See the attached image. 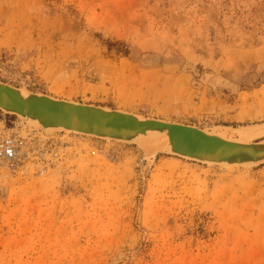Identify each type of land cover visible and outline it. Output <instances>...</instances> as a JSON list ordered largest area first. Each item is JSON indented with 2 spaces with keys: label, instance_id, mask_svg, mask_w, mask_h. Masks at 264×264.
<instances>
[{
  "label": "rangeland",
  "instance_id": "rangeland-1",
  "mask_svg": "<svg viewBox=\"0 0 264 264\" xmlns=\"http://www.w3.org/2000/svg\"><path fill=\"white\" fill-rule=\"evenodd\" d=\"M0 78L199 126L262 122L264 0H0ZM0 120L17 150L0 158V264H264V165Z\"/></svg>",
  "mask_w": 264,
  "mask_h": 264
},
{
  "label": "water",
  "instance_id": "water-1",
  "mask_svg": "<svg viewBox=\"0 0 264 264\" xmlns=\"http://www.w3.org/2000/svg\"><path fill=\"white\" fill-rule=\"evenodd\" d=\"M0 111L16 119L38 121L52 130H73L100 138L140 144L149 134L168 136V144L159 153L241 164L264 163V121L240 126H198L167 121L143 113L120 111L113 106L69 101L46 92L0 78ZM21 115V116H20ZM228 127L229 134L220 132ZM254 136L240 138L239 130Z\"/></svg>",
  "mask_w": 264,
  "mask_h": 264
},
{
  "label": "bare ground",
  "instance_id": "bare-ground-1",
  "mask_svg": "<svg viewBox=\"0 0 264 264\" xmlns=\"http://www.w3.org/2000/svg\"><path fill=\"white\" fill-rule=\"evenodd\" d=\"M23 85L25 87L27 86L26 84H23ZM38 91H41V90H38ZM47 94H49V93H47ZM50 95L51 96H55L54 94L53 95L50 94ZM55 97H60V96H55ZM60 98H63V97H60ZM63 99H66V100H69V101H75L76 100V99L70 98V97L69 98H63ZM76 101H79V100H76ZM82 102H86V101H82ZM89 103H92V102H89ZM100 105H103V104H100ZM106 106H109V105H106ZM116 108H118V107H116ZM118 109H120V111H123V112L131 111L133 113H140V112H137L136 110H128V109H125V108H118ZM0 115L5 116V117L12 116L10 114H7V111H0ZM153 117H156V116H153ZM21 118H23V119H20V118L16 119L14 117V119H15L14 124L17 127L20 126L21 128H23L25 130L27 129V130H31V131L37 132L41 136H44V137H53V136L58 135V134H63V135H72V136H76V137H81L82 139L83 138H88V139H92L93 141L97 140V141H104V142L117 144V145L131 146V147H135V148H138V149H141L142 151H144L148 156L152 157L151 160H153V158L157 155V153H159V151H158L159 149L163 148L165 145L168 144V140H169L168 136H158V135H155V134H149L150 137H148L147 139H144V141L140 142V144L137 145V144H132V143H129V142H126V141L114 140V139H110V138L94 137L91 134L87 135V134L79 133V132L73 131V130H65V131L52 130V129L43 127L38 121L30 120L28 118H25L24 116H21ZM157 118H160V117H157ZM161 119H164V120H167V121H175V122L178 121V120H172V119H168V118H161ZM178 122L182 123L181 121H178ZM183 123H186V122H183ZM189 124H191V123H189ZM250 124H255V123H250ZM238 132L240 134V138H242L244 140L250 141V139H252L254 137V136H252L251 133H249V131L247 129H244V128L240 129ZM220 133L223 134V135H228L229 134L228 127L224 128V130L222 132H220ZM18 150H20V149H18ZM161 154L163 155L164 153H161ZM164 156L173 158L174 160H185V161H190V162H193V163H196V164H200V165H204V166H213V167H217V168H220V169L222 168V169H225V170L249 169V168H253V167H256V166L264 165V163L255 164V165L241 164V163H225V162L217 163V162H214V161H204V160L192 158V157H189V156H183V155H177V154H166V155L164 154Z\"/></svg>",
  "mask_w": 264,
  "mask_h": 264
},
{
  "label": "built area",
  "instance_id": "built-area-1",
  "mask_svg": "<svg viewBox=\"0 0 264 264\" xmlns=\"http://www.w3.org/2000/svg\"><path fill=\"white\" fill-rule=\"evenodd\" d=\"M16 147L11 138H5L0 142V158L12 161L16 158Z\"/></svg>",
  "mask_w": 264,
  "mask_h": 264
},
{
  "label": "trees",
  "instance_id": "trees-1",
  "mask_svg": "<svg viewBox=\"0 0 264 264\" xmlns=\"http://www.w3.org/2000/svg\"><path fill=\"white\" fill-rule=\"evenodd\" d=\"M7 118L12 120V119H14V116H7Z\"/></svg>",
  "mask_w": 264,
  "mask_h": 264
}]
</instances>
